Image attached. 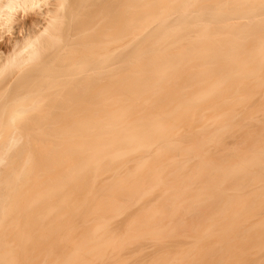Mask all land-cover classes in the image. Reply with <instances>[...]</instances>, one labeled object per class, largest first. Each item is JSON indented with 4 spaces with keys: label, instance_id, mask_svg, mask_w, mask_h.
<instances>
[{
    "label": "bare ground",
    "instance_id": "1",
    "mask_svg": "<svg viewBox=\"0 0 264 264\" xmlns=\"http://www.w3.org/2000/svg\"><path fill=\"white\" fill-rule=\"evenodd\" d=\"M262 7L0 0V264H264V103L245 130L238 108L192 109L223 87L250 90L236 72L264 85ZM174 45L186 47L177 64L187 73L208 71L183 82L180 104L135 111L129 94L157 87L145 106L165 90ZM136 57L146 59L143 82ZM182 107L199 130L185 135L172 121Z\"/></svg>",
    "mask_w": 264,
    "mask_h": 264
},
{
    "label": "rangeland",
    "instance_id": "2",
    "mask_svg": "<svg viewBox=\"0 0 264 264\" xmlns=\"http://www.w3.org/2000/svg\"><path fill=\"white\" fill-rule=\"evenodd\" d=\"M264 9V7H262ZM217 16V17H216ZM224 16V10L223 9H216V14L213 16L214 22H212V26L210 29L215 30V27L217 26V23L220 21L221 17ZM223 32V31H222ZM138 34L144 33L142 32H137ZM258 34L257 31H253L251 34H248L245 36V40L243 43V47L237 49L238 53L237 59L242 62L243 59L246 58V54L243 50H246V48H249V46L252 43V40L254 37ZM138 37V35H137ZM136 42V41H135ZM133 44V47L131 45V49H136V47L139 45V43ZM122 46V45H121ZM185 46L182 45H174L171 47H167L166 51L169 53L168 55L165 53L167 57H171V64L173 65V68L170 69L167 78L163 82V87L164 91L162 93H156L154 95V99H151L147 105L142 106L143 103L142 99L147 97L150 98L152 97V91L157 88V87H143V89L138 90L137 92L133 94H129V97L131 98L132 102L130 104H133L135 107V111L138 110V107H143L139 108L140 112L141 111H154L156 109H166L169 103H167V100L171 98H175V101L172 102L171 104H180V99L182 98L183 94L181 92V85L183 82L193 84L194 82L200 80V78H203L204 74L208 71L206 69L201 68L196 71H193L192 73H187L185 71L184 65L186 63H181L177 64V60L179 59V52L185 49ZM121 49V48H120ZM163 55V54H162ZM161 55V56H162ZM155 57H159L156 56ZM188 58V57H187ZM186 58V59H187ZM185 59V61H186ZM144 57H136L134 59V80L137 82H143L146 80L147 76H145L146 73L142 72V66L145 63ZM202 63L205 64V62L202 61ZM213 65V68H215V71L220 70V66L222 65L220 62H214L210 63ZM215 64V65H214ZM240 65H243V63H238ZM146 66V65H145ZM228 68V67H227ZM226 68V69H227ZM122 72V71H121ZM197 73V74H196ZM215 73V72H214ZM213 73V74H214ZM122 74V73H121ZM237 76V82L240 81V85L243 89H247L250 87V90L243 94H235L233 91H229L227 88L223 87L222 90L215 95L208 96L204 98L203 100H199L192 105V109L196 111H200L203 107H205L208 104H213L215 107V111L217 112H229L230 109L233 108H238L239 113L236 118V121L238 124H241L243 126V129H247L249 127V115L252 113L253 110L257 109L259 106H261L264 103V85H259L255 83L256 77L254 75H243L242 73L236 72L235 73ZM242 80V81H241ZM244 92V91H242ZM245 96H249V100L245 105H242L243 102L241 101ZM228 99H237L236 101H231V102H226L225 100ZM142 100V101H141ZM178 101V102H177ZM154 106V107H151ZM137 111V112H139ZM182 115L181 118H179V115ZM178 115V116H176ZM172 121L176 124H178V127H182L183 132L185 135L191 133L194 129L199 130V120L197 119V115L193 114L191 115V112L189 110V107H182L177 113L173 115ZM203 130H212V128H203ZM241 136V135H239ZM179 138V137H178ZM204 138V136L199 135L196 138H188L187 141L183 142L184 144H192V143H197L201 141ZM180 139V138H179ZM242 138L240 139V141ZM245 144L248 143V140L244 141ZM174 153L176 152H171V155H175ZM144 155V154H142ZM139 156L137 155H131L127 159L135 162L139 159ZM153 158V157H152ZM160 159V158H159ZM158 159V160H159ZM119 173V172H117ZM109 176V174H105V176ZM113 182V181H112ZM112 182H109V184H112ZM108 184V185H109ZM120 186V185H117Z\"/></svg>",
    "mask_w": 264,
    "mask_h": 264
}]
</instances>
